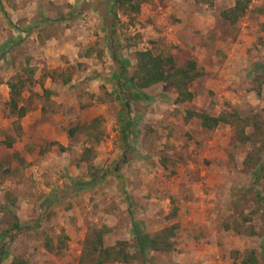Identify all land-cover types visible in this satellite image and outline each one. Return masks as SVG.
<instances>
[{"label": "rangeland", "instance_id": "rangeland-1", "mask_svg": "<svg viewBox=\"0 0 264 264\" xmlns=\"http://www.w3.org/2000/svg\"><path fill=\"white\" fill-rule=\"evenodd\" d=\"M162 1L142 3L131 18L116 12L115 40L127 78L137 50L172 52L176 62L188 56L144 31L151 11L161 22L178 21ZM191 1L216 16L227 51L235 44L229 55L221 50L214 57L219 67L235 61L234 74L228 71L231 92L204 86L210 77L203 76H211L204 72L190 84L191 101L175 103L166 83L137 89L128 79L132 155L120 164L119 179L108 175L69 194L72 180L98 175L122 152L124 113L96 0H0V239L11 221L3 208L19 223L39 219L6 243L1 263L18 257L24 264H78L88 230L104 226V245L127 241L134 256L108 264H242L249 249L264 264V14L258 11L264 0H251L234 24L219 16L233 0ZM22 7L28 16L17 11ZM28 67L34 82L21 102L25 114L35 116L32 123V114H24L17 130L6 107V81ZM50 71L54 78H41ZM185 109L211 116L233 109L256 116L260 129L245 127L250 139L240 141L227 124L205 129L197 118L185 121ZM74 125L80 127L69 137L66 129ZM172 224V249L148 248L149 237ZM46 239L52 251L45 250Z\"/></svg>", "mask_w": 264, "mask_h": 264}, {"label": "trees", "instance_id": "trees-1", "mask_svg": "<svg viewBox=\"0 0 264 264\" xmlns=\"http://www.w3.org/2000/svg\"><path fill=\"white\" fill-rule=\"evenodd\" d=\"M98 0H96L97 2ZM148 0H100L101 3H94L95 10L101 15L103 25L107 32V44L109 56L114 66V85L117 93L118 101L123 109L124 122L121 134L122 152L118 159L109 167L104 168L98 175L93 174L89 180L82 181L80 179L72 180L69 194L78 192L81 189L91 188L98 181L102 180L105 176H112L119 179L118 169L121 163L132 155L133 150L129 146V135L131 131V104L130 96L127 90V80L129 79L137 89H144L156 83L163 82L174 89L175 103L189 102L193 98V92L189 86L195 79L204 74L202 68L197 64L193 58H186L180 62H176L171 52H158L153 53L151 50H137L134 52V67L127 78V70L120 56L118 55V43L115 40L116 28L114 19L116 12L128 18L133 17L139 11L140 5ZM251 0H233L232 6L222 10L219 16L227 21L229 24H234L239 17H241L248 8ZM99 5H102L99 6ZM98 6V8H97ZM103 9H106L102 11ZM259 12L264 14L263 9L259 8ZM264 24V21H263ZM24 71V69H23ZM49 77L54 78V72L43 73L41 78ZM33 70L28 67L21 74H16L11 79L6 81L8 90V98L6 107L9 114L14 115L13 125L15 129H19L18 119L25 114V106L21 102V93L27 86L33 84ZM38 82V81H37ZM39 85L45 96L48 91L42 87L41 79ZM197 118L201 127L205 129H213L219 123L227 124L234 130H238L236 134L240 141H248L250 135L243 132L244 128L250 126L254 131L260 129V124L256 120V116H240L237 111L230 109L228 112L219 113L216 116L208 115L203 111H194L190 109L184 110L183 119L187 121L190 118ZM80 126L74 125L67 127L66 134L70 137ZM85 127V125H81ZM10 140L5 141V145L10 146ZM89 148L84 149L83 158L88 152ZM3 212L7 213L10 222L6 225L5 229L1 232L0 239V264L2 258L6 254V243L10 241L14 234L29 230L33 227L39 219L33 221H26L19 223L17 217L3 208ZM176 225L162 227L160 230L154 232L148 240V248L156 251H169L172 249V242L170 239L174 236ZM107 231L106 227H92L88 230L81 243V250L77 259L78 264H108V263H128L134 256L128 250L127 241L117 240L111 245H104L103 235ZM136 246H141L138 238L135 236ZM45 250L52 251L53 246L49 239L43 243ZM240 259L242 264H257V260L252 249ZM8 264H24V261L18 257H13Z\"/></svg>", "mask_w": 264, "mask_h": 264}, {"label": "crops", "instance_id": "crops-1", "mask_svg": "<svg viewBox=\"0 0 264 264\" xmlns=\"http://www.w3.org/2000/svg\"><path fill=\"white\" fill-rule=\"evenodd\" d=\"M162 2H165L163 9L166 11V14H170L171 18H178V21L173 23H167L166 21L161 22L158 18L162 17L158 15L156 18L153 17L154 12L151 11L144 18L145 33L150 36V39H159L169 47L170 45H178L183 53L188 55L186 58H193L197 64L202 67L204 72H211V76H203L212 78H207L208 80H205L204 86L207 88H215L217 91L220 89V94L228 96V92H231V86L228 87L227 85L229 84L228 71L234 74L235 71L231 69L234 68L235 61L230 60L228 62V65L230 66H227L226 68V64L224 62L220 64L221 67L217 65L220 58L216 57L217 60L214 62V57L219 54V51L222 50L221 52L223 54L227 51L225 43L222 42V37L220 38L218 36L220 35V32L217 30V26H215L216 16L209 15L211 10L208 11V9L195 6L191 0H172V2L163 0ZM27 9L28 8L22 7L17 11H20L21 15L25 14L26 17L28 16V14L25 13ZM163 24H165V26H163ZM193 30H199L198 36H193ZM206 36L210 39L214 37V39L212 41L205 42ZM229 46L230 48L227 51V55L231 53L230 51L233 49L235 44L233 43L232 45V43H230ZM171 54L175 59L174 54L172 52ZM220 81H222V83ZM31 114V122L33 123L35 113L27 112L25 114V118Z\"/></svg>", "mask_w": 264, "mask_h": 264}]
</instances>
